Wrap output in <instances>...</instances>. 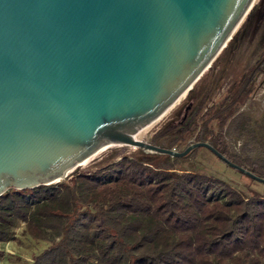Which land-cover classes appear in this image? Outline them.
I'll list each match as a JSON object with an SVG mask.
<instances>
[{
  "label": "water",
  "instance_id": "water-1",
  "mask_svg": "<svg viewBox=\"0 0 264 264\" xmlns=\"http://www.w3.org/2000/svg\"><path fill=\"white\" fill-rule=\"evenodd\" d=\"M254 0H0V197L137 140L226 48Z\"/></svg>",
  "mask_w": 264,
  "mask_h": 264
},
{
  "label": "trees",
  "instance_id": "trees-1",
  "mask_svg": "<svg viewBox=\"0 0 264 264\" xmlns=\"http://www.w3.org/2000/svg\"><path fill=\"white\" fill-rule=\"evenodd\" d=\"M263 60L229 86L217 107L207 108L198 137L264 179V145L249 138L234 152L225 140L255 90L253 73ZM157 136L151 144L161 147ZM176 161L161 154L122 157L58 185L6 192L0 197V261L3 245L23 224L26 236L48 244L30 264H264V198L177 169Z\"/></svg>",
  "mask_w": 264,
  "mask_h": 264
},
{
  "label": "rangeland",
  "instance_id": "rangeland-1",
  "mask_svg": "<svg viewBox=\"0 0 264 264\" xmlns=\"http://www.w3.org/2000/svg\"><path fill=\"white\" fill-rule=\"evenodd\" d=\"M258 2L259 0H254L251 10ZM258 20L260 17L256 12L238 41H235L228 50H222L192 88L179 98L180 101L178 100L163 117L143 129L137 135V140L151 144L154 137L162 131L161 135L156 137V143L165 149H170L172 146L171 150L178 152L193 143H209L205 138L198 137L203 129L200 119L202 114L212 105L217 107L229 86L264 56V33L261 29L263 26L257 25ZM253 75L255 90L250 99L240 106L241 114L237 123L225 138L226 143L234 152H239L240 147L249 138H253L261 146L264 145V60L255 69ZM261 151L260 148L257 149L254 157H258ZM142 154L150 153L124 145L105 148L85 161L82 167H79L67 178L53 185L69 181L80 173L89 174L122 157L141 158ZM175 168L220 180L243 196L257 195L264 198L263 183L225 165L207 149L198 148L185 157L178 158ZM23 228V224L18 225L15 229V240L3 245L4 256L0 264H30L32 258L48 246L45 242L30 239L23 233Z\"/></svg>",
  "mask_w": 264,
  "mask_h": 264
},
{
  "label": "flooded vegetation",
  "instance_id": "flooded-vegetation-1",
  "mask_svg": "<svg viewBox=\"0 0 264 264\" xmlns=\"http://www.w3.org/2000/svg\"><path fill=\"white\" fill-rule=\"evenodd\" d=\"M254 8H255L254 12L258 13L260 20H262L264 24V0H259V2Z\"/></svg>",
  "mask_w": 264,
  "mask_h": 264
},
{
  "label": "bare ground",
  "instance_id": "bare-ground-1",
  "mask_svg": "<svg viewBox=\"0 0 264 264\" xmlns=\"http://www.w3.org/2000/svg\"><path fill=\"white\" fill-rule=\"evenodd\" d=\"M185 94H183L181 97H183ZM180 97V98H181ZM180 101V100H179ZM163 117V116H162ZM157 125V124H156ZM84 165V163L81 164H77L76 166H74L73 168H71L63 177H68L71 173H73L74 171H76L79 167H82Z\"/></svg>",
  "mask_w": 264,
  "mask_h": 264
}]
</instances>
